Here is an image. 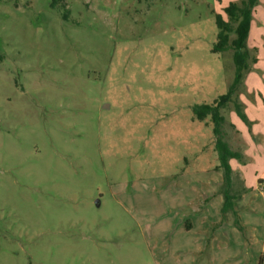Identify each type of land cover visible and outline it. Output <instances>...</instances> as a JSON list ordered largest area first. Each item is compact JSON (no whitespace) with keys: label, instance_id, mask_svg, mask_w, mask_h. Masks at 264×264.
I'll list each match as a JSON object with an SVG mask.
<instances>
[{"label":"rangeland","instance_id":"1","mask_svg":"<svg viewBox=\"0 0 264 264\" xmlns=\"http://www.w3.org/2000/svg\"><path fill=\"white\" fill-rule=\"evenodd\" d=\"M237 1H1L0 264H187L178 178L217 160L214 124L193 108L233 83V51L212 50ZM263 10L257 62L222 110L249 180L264 177Z\"/></svg>","mask_w":264,"mask_h":264},{"label":"crops","instance_id":"2","mask_svg":"<svg viewBox=\"0 0 264 264\" xmlns=\"http://www.w3.org/2000/svg\"><path fill=\"white\" fill-rule=\"evenodd\" d=\"M260 39L261 53L264 54V31ZM252 53L255 55V51ZM262 73H264V64ZM202 151L201 154H204ZM199 161L200 159L197 160V167H195L199 169L197 173L188 172L178 178V182L182 181L184 190L187 191V197L180 196L182 210L179 217L182 219L178 228L185 241L184 244L188 246V248L181 246L185 252L187 251L185 263L252 264L250 254L252 236L248 237V234L254 235V231L260 232L258 225L255 224V217L262 214V211L253 208L251 203L253 197L260 191L261 194L257 196L264 205V177L249 180L246 171L243 170L244 166L232 159L229 191L234 198V207L224 213L227 186L225 171L220 168L218 153L217 160L212 167L206 168L203 166L204 163L200 170ZM202 161L204 162V157ZM186 162L189 163L188 160ZM193 166L191 168H194ZM259 179L262 183H259ZM176 190L180 194L183 189ZM257 223L263 225V222L259 220ZM251 251H253V245H251Z\"/></svg>","mask_w":264,"mask_h":264},{"label":"trees","instance_id":"3","mask_svg":"<svg viewBox=\"0 0 264 264\" xmlns=\"http://www.w3.org/2000/svg\"><path fill=\"white\" fill-rule=\"evenodd\" d=\"M2 0H0L1 3ZM259 0H238L232 2L225 10L228 20L222 16H217L216 24L219 30L217 36V44L212 52L214 54L227 53L233 51V63L235 65V77L233 83L229 87L226 95L222 96L219 101L214 104L198 105L193 108V114L199 121H205L211 118L214 124V134L216 136V150L220 168L225 171V179L227 190L225 191V203L223 212L233 209L234 198L230 194L231 186V166L232 159L241 160L242 155L239 152L233 151L226 141V133L224 125L226 118L222 115V110L234 101V98L239 95L240 88L243 84L245 76L250 71L253 64L257 62L256 56L248 48V38L253 19V12L257 7ZM235 37L232 39V37ZM238 114L245 119L240 104L236 103Z\"/></svg>","mask_w":264,"mask_h":264}]
</instances>
